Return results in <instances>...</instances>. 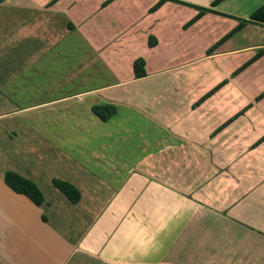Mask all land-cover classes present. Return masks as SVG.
<instances>
[{
    "label": "crops",
    "instance_id": "1",
    "mask_svg": "<svg viewBox=\"0 0 264 264\" xmlns=\"http://www.w3.org/2000/svg\"><path fill=\"white\" fill-rule=\"evenodd\" d=\"M107 1L94 8L90 0H0V94L35 56L78 31L90 45L69 79L103 68L112 82L76 96L101 95L90 111L103 123L132 108L157 125L135 164L97 154L93 163L65 165L51 159L43 139L48 167L0 169V264H264V54L256 58L264 41L226 48L255 26L248 24L219 43L264 0L240 15L221 2L188 27L198 10L181 23L166 21L168 12L188 7L179 2L211 8L215 0H177L155 11L158 0H149L144 9L154 20L146 22L129 17L135 3L115 12L122 0ZM209 15L219 22H207ZM221 16L234 19L231 29L210 31ZM139 58L147 76L137 79ZM103 105L116 107L108 121L93 112ZM7 171L34 181L43 205L9 188ZM54 179L76 186L80 202L71 203Z\"/></svg>",
    "mask_w": 264,
    "mask_h": 264
},
{
    "label": "rangeland",
    "instance_id": "2",
    "mask_svg": "<svg viewBox=\"0 0 264 264\" xmlns=\"http://www.w3.org/2000/svg\"><path fill=\"white\" fill-rule=\"evenodd\" d=\"M90 1L96 8L99 0ZM150 1L146 0L145 4L139 0H122L115 5L117 9L114 11L123 7L126 9L128 2H133L136 4V10L130 6L132 10L128 14L129 17L132 16L143 22L154 20L148 18L144 9L151 3ZM252 1L223 0L222 2L224 10L228 13L240 15L245 13L244 6L253 5ZM159 2L160 0L157 4ZM173 2L167 1L163 5ZM162 6L159 8L161 9ZM192 11H195L194 7L180 6L178 10L168 12L170 16H167L166 21L176 23L187 21L193 15ZM215 18L217 16L209 15L206 21L219 22ZM222 18H224L222 23L215 25V28L212 26L210 31H216L218 34L231 29L234 19L222 16L219 19ZM255 26L252 25L240 33L232 43L225 45L226 48L264 41V27ZM167 32L169 34L170 31ZM89 45L84 33L78 31L69 33L57 47L43 56H35L34 59L37 60L33 62L35 64L31 63L33 65L30 64V67L21 69L13 80V85L7 88L8 91L1 92L0 116H5L0 118V169L14 170L28 165L48 167L49 161L45 156H41L42 150L46 151L43 139L53 146L54 154L51 159L59 163L63 160L65 165L74 163L73 161L81 164L93 163V157L97 154L106 157L108 162L114 164L117 161L135 164L146 156L147 150H150L149 145L154 143L153 139L157 137V125L151 119H146V116L138 110L129 108V110L121 109L118 117L103 123L90 111L91 101L100 100L101 95L86 93L81 96L82 98L76 96L95 88L108 86L107 84L112 82L110 76H107L108 72L103 68L100 73H88L89 76L77 77L75 81L69 79L76 64L85 62L81 52ZM70 46L72 51L68 50ZM259 63L255 68H260L262 63ZM261 74L260 71L258 75ZM256 79L260 80L258 77ZM64 97L68 98L59 100ZM48 102L52 103L48 104ZM44 103L47 104L42 105ZM202 160L206 159L202 157L200 162ZM89 165L93 166V164ZM155 173L150 172L151 175H156Z\"/></svg>",
    "mask_w": 264,
    "mask_h": 264
},
{
    "label": "trees",
    "instance_id": "3",
    "mask_svg": "<svg viewBox=\"0 0 264 264\" xmlns=\"http://www.w3.org/2000/svg\"><path fill=\"white\" fill-rule=\"evenodd\" d=\"M56 1V0H54ZM114 0H108L106 4L111 3ZM167 1H176L177 0H160V2L151 9V11L157 10L159 7H161L165 2ZM223 0H215L212 3L211 8H205L200 7L196 5H191L185 2H179L184 5H188L191 7H194L198 10V14L187 24V27L192 25L194 22L201 19L203 16L210 12H214L212 8L216 7L219 3H221ZM238 26L233 29L229 34H227L219 43H223L226 41L229 37L234 35L235 33L242 30L245 26L248 24H255V25H261L264 26V4L259 7L257 10H255L248 19H239ZM157 40L155 38H150L149 45L154 46L156 45ZM264 54V50H262L256 58L261 57ZM255 58V59H256ZM251 62H248L246 65H244L239 71H242L247 65H249ZM146 62L143 58H139L134 62L133 68H134V74L137 79L144 78L147 76L146 72ZM237 72V73H238ZM226 82H223L220 84L217 88L212 90L209 95L213 94L215 91H217L219 88H221L223 85H225ZM208 97V96H206ZM264 97V93L260 95L258 98L259 100ZM93 112L100 117L103 121H108L116 112V107L114 105H103L98 106L93 109ZM264 141V137L259 141L258 143ZM4 181L5 183L11 188L14 192L24 195L27 198H29L35 205L41 206L45 202V197L41 189L38 187V185L32 181L31 179H28L22 175H20L17 172L14 171H7L4 174ZM54 186L60 190L67 198L68 200L73 203L77 204L81 200V192L80 190L74 186L73 184L63 181L60 179H54L53 180ZM45 219V218H44Z\"/></svg>",
    "mask_w": 264,
    "mask_h": 264
}]
</instances>
